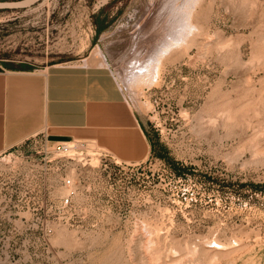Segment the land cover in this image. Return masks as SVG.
Listing matches in <instances>:
<instances>
[{
	"label": "rangeland",
	"instance_id": "obj_1",
	"mask_svg": "<svg viewBox=\"0 0 264 264\" xmlns=\"http://www.w3.org/2000/svg\"><path fill=\"white\" fill-rule=\"evenodd\" d=\"M82 63L111 71L151 154L41 134L1 154L0 264H264V0L0 8L5 69Z\"/></svg>",
	"mask_w": 264,
	"mask_h": 264
},
{
	"label": "crops",
	"instance_id": "obj_2",
	"mask_svg": "<svg viewBox=\"0 0 264 264\" xmlns=\"http://www.w3.org/2000/svg\"><path fill=\"white\" fill-rule=\"evenodd\" d=\"M80 141L123 164H139L151 145L139 115L105 66L53 64L39 71L0 65V155L36 135Z\"/></svg>",
	"mask_w": 264,
	"mask_h": 264
},
{
	"label": "built area",
	"instance_id": "obj_3",
	"mask_svg": "<svg viewBox=\"0 0 264 264\" xmlns=\"http://www.w3.org/2000/svg\"><path fill=\"white\" fill-rule=\"evenodd\" d=\"M71 143L72 144H82L83 142L70 141V142H64V143L60 142V143H52V144H54L57 147V149L61 152L62 155L64 154L66 156L68 154V145ZM83 144H85V143H83ZM88 144H90V143H88ZM63 186L66 189V194L62 197L61 204L66 207V206H69L71 204L72 199L75 196L74 184L71 182V180L67 179V180L63 181Z\"/></svg>",
	"mask_w": 264,
	"mask_h": 264
},
{
	"label": "bare ground",
	"instance_id": "obj_4",
	"mask_svg": "<svg viewBox=\"0 0 264 264\" xmlns=\"http://www.w3.org/2000/svg\"><path fill=\"white\" fill-rule=\"evenodd\" d=\"M31 1H34V0H27V1H24V2H21V3H12V4H0V8H10V7H19V6H21V5H24V4H27V3H29V2H31ZM182 34V33H181ZM180 34V35H181ZM179 35V34H178ZM194 35V34H193ZM171 38H173V37H171ZM177 39V38H176ZM179 39V38H178ZM98 52H96V50H95V52H94V54L96 55ZM91 58H92V56H91ZM96 59V58H95ZM97 60V59H96ZM100 61V60H99ZM98 62V61H97ZM156 74V73H155ZM79 144H69L68 145V154L66 155L67 157H72V158H74V152H75V150H76V147L78 146ZM83 148V147H82ZM91 151V150H90ZM76 156V155H75ZM89 156H91V155H89ZM96 158V157H95ZM94 158V156H91V162H90V164H92V166L94 165H97V160ZM220 247V246H219ZM147 254V253H146Z\"/></svg>",
	"mask_w": 264,
	"mask_h": 264
}]
</instances>
